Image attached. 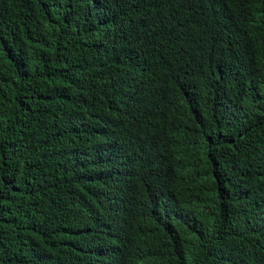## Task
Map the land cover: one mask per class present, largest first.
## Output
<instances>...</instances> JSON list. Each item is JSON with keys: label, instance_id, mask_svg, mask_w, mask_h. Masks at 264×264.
<instances>
[{"label": "trees", "instance_id": "16d2710c", "mask_svg": "<svg viewBox=\"0 0 264 264\" xmlns=\"http://www.w3.org/2000/svg\"><path fill=\"white\" fill-rule=\"evenodd\" d=\"M0 264H264V0H0Z\"/></svg>", "mask_w": 264, "mask_h": 264}]
</instances>
